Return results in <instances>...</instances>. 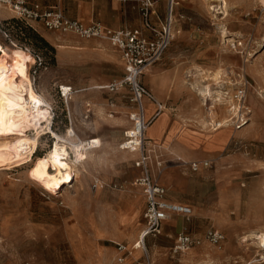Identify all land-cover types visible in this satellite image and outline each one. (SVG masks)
Returning a JSON list of instances; mask_svg holds the SVG:
<instances>
[{
    "label": "rangeland",
    "instance_id": "1",
    "mask_svg": "<svg viewBox=\"0 0 264 264\" xmlns=\"http://www.w3.org/2000/svg\"><path fill=\"white\" fill-rule=\"evenodd\" d=\"M224 1L227 16L219 14V3L177 0L175 30L180 33L150 74L161 78L160 104L174 122L171 128L177 138L182 135L189 143L197 138L211 149L225 135L232 137L240 116L245 121L228 148L208 158L179 159L163 143L148 145V139L144 140L149 172L169 201L192 212L189 217L171 215L160 236L145 239L142 251L129 239L133 232L136 238L144 225L145 197L135 185L141 175L135 166L138 153L119 149L124 134L137 127L129 118L137 107L129 89L96 88L120 78L121 68L90 64L80 71L76 67L62 70L60 44L46 40L38 27L33 30L29 24L16 23L13 13L0 6V59L27 74L34 93L49 100V128L59 137L72 128L80 139L97 138L102 143L83 165L71 163L72 177L58 192L43 189L27 176L31 164L0 170V264H264L263 250L252 237L264 231V79L258 74H264V6L259 0ZM253 25L257 31L235 33L238 27ZM36 56L40 62L34 61ZM216 73L220 80L214 79ZM101 74L108 76L107 82L90 84L83 78ZM143 81L150 88L147 79ZM206 85L213 99H217L215 92L223 93L224 106L211 109L209 98L206 106L201 105L198 91L207 89ZM62 86L71 88L68 100L59 94ZM242 89L246 95L235 117L231 107L237 105L234 96ZM255 112L256 118L249 121ZM223 118L230 119L228 130L213 133L209 124ZM156 128L148 129L145 138ZM55 142L52 133L42 135L31 161L44 156ZM67 159L73 162V155ZM203 160L212 165L195 173L185 167ZM210 229L223 235L219 247L204 243L181 256L172 255L177 233L203 237ZM116 244L130 252L122 262L116 260ZM195 251L196 256L187 262L178 261Z\"/></svg>",
    "mask_w": 264,
    "mask_h": 264
},
{
    "label": "built area",
    "instance_id": "2",
    "mask_svg": "<svg viewBox=\"0 0 264 264\" xmlns=\"http://www.w3.org/2000/svg\"><path fill=\"white\" fill-rule=\"evenodd\" d=\"M160 1L121 0L122 3L131 2L136 4L142 28L117 30L110 29L99 23V21L85 25L79 21L72 20L63 14L58 5L44 6L30 0H0V6L8 8L16 20L25 24L37 23L50 32L74 35L81 40H98L108 43L119 54L123 67V77L119 81L105 86L104 89L110 92H117L124 88L130 90L132 95L131 102L137 107V113H133V116L130 115V120L135 126H138V117L143 115V98L154 101L150 91L142 86L140 77L164 57L163 55L169 48L175 34L178 33L175 30L174 8L179 3L177 0H165L166 13L161 18L156 11L157 4ZM35 60L40 62L37 56L34 57ZM59 88V94L62 97L71 92L69 87L65 91L62 87ZM245 95V91L242 89L237 91L234 96L237 105H234L232 110L236 111L235 117L239 114L238 110L241 108L240 104L245 99ZM244 121L245 119L240 116L236 128H239ZM141 122L144 124L142 119ZM124 136L125 140L119 145V149L138 153L135 166L141 169V175L135 181V185L142 189L145 197V208L143 211L144 228L141 232V238L143 239L147 236L156 238L162 234L163 221L168 220L173 214L188 217L191 215V209L167 200L165 189L157 184V180L149 172V157L143 149L144 144L136 145L131 140V137L127 135V132ZM211 165V161L203 160L189 162L185 167H188L190 172L195 173L200 169H207ZM98 186L99 188L103 187L102 184ZM223 240V235L215 229L208 230L203 237H195L188 233L180 232L175 236L171 252H173L172 255H181L193 248L201 247L204 243L219 247ZM137 249H141V247H137ZM116 250H118L117 262L124 261L125 257L130 253L122 244H117ZM260 260H264V250L260 255ZM142 264L151 263L145 261Z\"/></svg>",
    "mask_w": 264,
    "mask_h": 264
},
{
    "label": "bare ground",
    "instance_id": "3",
    "mask_svg": "<svg viewBox=\"0 0 264 264\" xmlns=\"http://www.w3.org/2000/svg\"><path fill=\"white\" fill-rule=\"evenodd\" d=\"M210 2L223 3V7H219L222 13L219 14L227 15L224 0H210ZM259 3L264 6V0H259ZM215 7L210 6L209 9L213 10ZM225 37L226 35L223 34L224 42L226 41ZM239 45L241 44L239 43ZM258 74L264 79L263 72H258ZM215 75V80L221 79L219 78L220 73ZM211 79L213 78L211 77ZM62 88L65 91L68 87L62 86ZM96 88L104 89L101 86H96ZM206 88L204 91L195 90L199 92L198 96L203 99L201 105L206 106L209 98L213 105L211 109L216 106H224V102L221 99L223 93L220 91L215 92L217 93V99H213L210 96L211 93L207 85ZM260 94L262 93L260 92ZM69 95L70 93L64 95L67 100ZM50 108L49 100L42 95L34 93L27 74L11 69L7 61L0 59V170L8 171L31 164L27 171V176L31 180L36 181L43 189L58 192L64 185H67L68 179L72 177L71 174L74 167H72L71 163L83 165L90 153L100 149L102 143L97 138L82 140L75 135L72 128L67 130L64 137L54 134L49 128L51 122ZM161 109L165 110L163 106H161ZM240 110L241 108L238 110L239 113ZM209 114L212 113L209 112ZM229 120L223 118L220 122H216L213 125L210 122L211 124L209 125L213 127L211 131L214 133L219 130H227ZM137 121L139 122L138 126L129 129L127 135L131 137V140L136 145H141L145 139H148L145 138L147 125L143 115L138 117ZM30 131H34V135H29ZM46 133H52L56 142L44 156H37L32 162L31 156L37 149L41 136ZM69 155H73V162L67 159ZM252 237L257 241V246L264 250V231L258 232ZM133 245L135 249L142 246L141 235H138Z\"/></svg>",
    "mask_w": 264,
    "mask_h": 264
},
{
    "label": "crops",
    "instance_id": "4",
    "mask_svg": "<svg viewBox=\"0 0 264 264\" xmlns=\"http://www.w3.org/2000/svg\"><path fill=\"white\" fill-rule=\"evenodd\" d=\"M30 1L36 2V3L44 5V6L58 5L66 17H68L72 20L79 21L85 25H89L93 22L99 21V23L103 24L104 26H106L110 29H114V30L123 29V28H128V29L142 28V22H141L139 13L137 11V6L135 3H131V2L122 3L121 0H58V1H55V0H30ZM228 1L230 3H233L232 2L233 0L232 1L228 0ZM209 2H210V0H209ZM210 3H212V2H210ZM225 4H226V2H225ZM223 5L224 4L221 3L219 5V7H223ZM177 6L174 8V17H175L176 22L178 19L177 14H176V11L178 8ZM226 6H227V4H226ZM219 10H221V9H219ZM156 11H157V14L159 15V17L163 18L165 16V13H166L165 12L166 11V1L165 0H161L157 4V10ZM219 13H222V10ZM223 16H225V15L223 14ZM242 21H244V20H242ZM28 24L34 30H36V27H38L37 32L39 34H42L41 36H44V38H46V40L51 42L53 45H56L57 43L60 44V52L61 53H59V61H60V66H61L62 70H65V69L73 70L76 67L80 71V69H86V67L90 64L101 65L102 67L103 66L108 67L109 65L119 66L121 68L120 78L114 79L106 85H99V86H103V88L105 86L113 83V82L119 81L123 77V67H122V64H121V61L119 58V54L114 49H112V47H110L108 43L103 42V41H98V40H81V39L75 37L74 35H70V34L63 35L62 37H56V35H55L56 33L45 30L41 25H39L37 23L31 22ZM175 27H176V25H175ZM250 30L252 32H254V31H257L258 29L254 25L252 26V28L247 27V26H242V27H238L237 30L235 31V33L241 34V33L248 32ZM179 33L180 32L176 33L175 36H177V34H179ZM223 34H225V32H223ZM223 34H222V36H223ZM231 35H234V34H231ZM175 36H174V38H175ZM234 36L236 37L237 35H234ZM263 41H264V39H263ZM154 66L152 68H150L147 72H145V74H143L140 77V82H141L142 86L144 88H146L148 91H150V94L154 98V101H151L147 98H143V100H142L144 121H145V123L150 125L149 127L147 126V131L145 132V134L148 132V129L154 128V127H156V125H158V128H156L155 133H153L152 135L148 134V145L149 144L150 145H158V144L163 143V145H165L164 148H166V150L168 151V153L170 155L175 156L179 159L186 158L188 160L213 157L215 154H217V153L225 150L226 148H228L230 139L235 135V132H237L240 129V127L235 128L236 130H233L234 134H232V137L228 138L225 135L224 137L221 138L222 140H221L220 144L218 142L216 147H213L211 149L206 148L204 143L201 142V140L199 141L197 138H195V139L193 138V141H191L189 143L186 141V139L184 137H181L182 135H180V134H179L180 136L178 138L176 137V134L173 132V129L171 128V126H172V124H174V122L171 121L169 114L166 112L167 109L165 107H164L165 110L161 109L162 105L160 104V101H162V99H161L160 94L158 93V91H159V88H158L159 80L158 79H161V78L159 76H152L153 74H150V72L154 68ZM83 78L87 79L88 83H90V84L97 83V82L102 83L105 81L107 82V80H108V76L103 75V74H101L99 77L97 76V77L87 78L84 76ZM144 78H146L147 81L149 82L150 88H148L147 85L144 83V81H143ZM90 86H92V85H90ZM124 89H128V88H124ZM124 89H120L119 91L121 92ZM102 90H106V89H102ZM102 90H98V91H102ZM82 91H86V89H84ZM119 91H117V92H119ZM129 94L132 98L131 93H129ZM256 112L251 115V117L248 119L249 121L256 118ZM166 119H168L167 123H169V124L166 125L165 122H164L165 124L164 123L161 124L162 123L161 121L162 120L166 121ZM146 121H148V122H146ZM227 130H228V128H227ZM242 130H245V129H242ZM190 133H192V132H190ZM194 134H199V133H194ZM224 134H226V132ZM186 144H189L188 146L190 147V149L187 147ZM122 152H125V151H122ZM135 154H137V153H135ZM200 170H202V169H200ZM151 175L153 178H155L153 176L152 172H151ZM155 180H156V178H155ZM156 182L158 185H160L158 183V180ZM166 198H167V194H166ZM167 200H168V198H167ZM169 202H171V201H169ZM171 203H173V202H171ZM178 205H180V204H178ZM182 206H185V205H182ZM186 207H188V206H186ZM191 212H192V210H191ZM121 219H122V221L125 220L123 218H121ZM127 219H128V216H127ZM166 221H168V220H166ZM166 221H163V223H162V230H163V225ZM119 222L120 221L115 222V223L113 222V224L111 225V228L116 229L118 227ZM143 228H144V225H143ZM143 228H142V230H143ZM142 230H141V232H142ZM141 232L138 235H141L142 234ZM136 234L137 233H134V232L129 234V239L133 243L138 237L137 236L135 238ZM177 235H178V233H177ZM194 236L198 237V235H194ZM199 237H202V236H199ZM147 238H151V237L147 236V237L143 238L142 243ZM174 239H175V237H174ZM199 248L196 247L193 249H199ZM138 250L142 251V249H138ZM196 253L197 252L195 251V252L187 255L184 259H179L178 261L179 262H187L189 259H191V257H195ZM181 255H183V254H181ZM181 255H176V256H181ZM111 258H112L111 256H106L107 260L108 259L111 260ZM108 264H110V262H108Z\"/></svg>",
    "mask_w": 264,
    "mask_h": 264
},
{
    "label": "trees",
    "instance_id": "5",
    "mask_svg": "<svg viewBox=\"0 0 264 264\" xmlns=\"http://www.w3.org/2000/svg\"><path fill=\"white\" fill-rule=\"evenodd\" d=\"M15 22H16V23H20V24H22V23H23V22H21V21H18V20H16V19H15ZM33 30H34V29H33Z\"/></svg>",
    "mask_w": 264,
    "mask_h": 264
}]
</instances>
